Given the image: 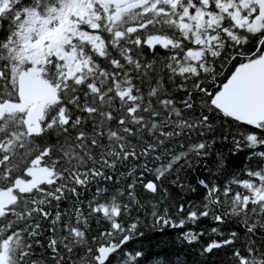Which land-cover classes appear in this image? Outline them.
I'll return each mask as SVG.
<instances>
[{
  "label": "snow or ice",
  "instance_id": "snow-or-ice-1",
  "mask_svg": "<svg viewBox=\"0 0 264 264\" xmlns=\"http://www.w3.org/2000/svg\"><path fill=\"white\" fill-rule=\"evenodd\" d=\"M0 264H264V0H0Z\"/></svg>",
  "mask_w": 264,
  "mask_h": 264
},
{
  "label": "trees",
  "instance_id": "trees-1",
  "mask_svg": "<svg viewBox=\"0 0 264 264\" xmlns=\"http://www.w3.org/2000/svg\"><path fill=\"white\" fill-rule=\"evenodd\" d=\"M156 239H159V238H156ZM156 239L153 240V243H154V244L156 243ZM165 239H167V238L165 237ZM156 250H157V251H160V250H161V247H157Z\"/></svg>",
  "mask_w": 264,
  "mask_h": 264
}]
</instances>
